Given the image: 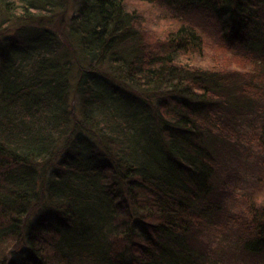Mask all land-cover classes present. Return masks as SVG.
<instances>
[{
    "label": "trees",
    "instance_id": "trees-1",
    "mask_svg": "<svg viewBox=\"0 0 264 264\" xmlns=\"http://www.w3.org/2000/svg\"><path fill=\"white\" fill-rule=\"evenodd\" d=\"M74 6L0 0V264L261 262L264 0ZM239 108L261 128L228 213L214 145Z\"/></svg>",
    "mask_w": 264,
    "mask_h": 264
},
{
    "label": "rangeland",
    "instance_id": "rangeland-1",
    "mask_svg": "<svg viewBox=\"0 0 264 264\" xmlns=\"http://www.w3.org/2000/svg\"><path fill=\"white\" fill-rule=\"evenodd\" d=\"M75 2L77 0H69L70 4V14H73L76 11V7L74 6ZM161 28H168L169 24L162 22L160 25ZM17 29V28H15ZM207 53H211L213 55V58L217 62H225L229 63V60L225 58L223 54L220 52L214 51V50H207ZM232 64L234 62L232 61ZM236 102L235 100L233 103ZM221 116L217 117L219 118V124L220 121L224 123H229V117L233 118L232 123L236 127V132L238 136H241L237 139L239 140V145L237 147H231L230 145L226 146L224 150H219L221 145L217 144L214 145L217 152L215 153V158H216V172H217V177L215 179V186H214V192L213 194L209 197L210 201L215 200L214 202L220 203L222 205L223 211L228 213H233L235 212V204L232 203L233 201V196H236L237 194L243 192L249 185H250V177H251V172L255 171V168L253 166L255 162V156L256 154L253 152L255 149H257V134L258 129L261 128V119L257 117V115L244 112L243 109L239 110H232L230 111L231 114L228 115L224 109L221 110ZM256 114V113H255ZM221 119V120H220ZM236 137V134H235ZM237 140V141H238ZM242 151V152H240ZM227 189V193L224 191ZM232 191V192H231ZM231 193V194H229ZM233 195V196H232ZM225 204V205H224ZM226 216H220V221L219 220H213V224H215L214 221L218 222V236L221 238L223 237L221 231H222V224L224 220H226ZM204 228L207 225H204ZM215 227V226H214ZM224 229V228H223ZM209 230V229H208ZM219 237L217 239H212V251H217V254H221L219 250L221 247V242L219 240ZM210 241V242H211ZM227 242L223 243L225 245ZM197 247H200L199 240L195 242ZM220 244V245H219ZM233 244V243H232ZM231 244V245H232ZM220 247H219V246ZM227 245H225L226 247ZM236 246L234 245L233 248H230L234 250ZM236 253V250L234 251ZM235 255V254H234ZM260 261L258 264H264V258H260Z\"/></svg>",
    "mask_w": 264,
    "mask_h": 264
}]
</instances>
